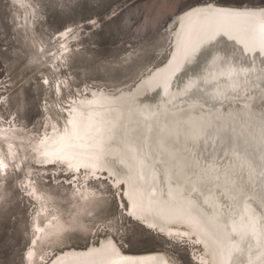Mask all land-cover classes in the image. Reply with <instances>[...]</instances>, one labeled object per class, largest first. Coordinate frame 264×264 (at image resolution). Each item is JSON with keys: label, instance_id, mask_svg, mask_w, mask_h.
I'll list each match as a JSON object with an SVG mask.
<instances>
[{"label": "bare ground", "instance_id": "obj_1", "mask_svg": "<svg viewBox=\"0 0 264 264\" xmlns=\"http://www.w3.org/2000/svg\"><path fill=\"white\" fill-rule=\"evenodd\" d=\"M172 25L164 65L129 91L79 98L62 132L32 144L36 161L81 166L95 177L106 170L113 186H124L127 214L202 245V264H264V6L197 4L173 15L166 30ZM216 56L228 63H213ZM240 69L247 75H229ZM47 226L34 229L42 236ZM91 242L50 253V264H171L162 251Z\"/></svg>", "mask_w": 264, "mask_h": 264}, {"label": "rangeland", "instance_id": "obj_2", "mask_svg": "<svg viewBox=\"0 0 264 264\" xmlns=\"http://www.w3.org/2000/svg\"><path fill=\"white\" fill-rule=\"evenodd\" d=\"M208 2L264 6V0H0V130L6 132L0 151L8 166L0 172V264H45L41 258L50 253L102 238L126 253L162 251L171 264H200L202 248L194 241L166 237L127 214L123 184L113 186L106 173L69 172L64 162H38L31 146L62 132L79 98L97 89L129 91L161 67L176 29L166 30L170 18ZM37 223L48 232L38 235Z\"/></svg>", "mask_w": 264, "mask_h": 264}, {"label": "snow or ice", "instance_id": "obj_3", "mask_svg": "<svg viewBox=\"0 0 264 264\" xmlns=\"http://www.w3.org/2000/svg\"><path fill=\"white\" fill-rule=\"evenodd\" d=\"M69 31H71V29H69ZM261 31H262V33H264V27H262ZM259 47H260V55L264 56V36H262V39L260 41ZM243 51L244 52L255 51V47L248 48L246 46ZM209 55H211V53H209ZM217 61H219L222 64L228 63V60H227L226 57H220V56L213 57V63H216ZM241 73H243L245 76L247 75V71L244 70V69H240L239 71L232 70V71H230L229 75L232 78H239L241 76ZM45 83H48V81H45ZM69 123L71 124V123H74V122L72 120H69ZM7 167L8 166L6 164H4L2 160H0V169H7ZM80 167L81 166H77L76 167V171H79ZM83 167L87 169V168L90 167V165L85 164V165H83ZM92 167H94V166H92ZM92 175L94 176L95 173H92ZM129 215H132V214L129 213ZM152 227H155V225H152Z\"/></svg>", "mask_w": 264, "mask_h": 264}, {"label": "water", "instance_id": "obj_4", "mask_svg": "<svg viewBox=\"0 0 264 264\" xmlns=\"http://www.w3.org/2000/svg\"><path fill=\"white\" fill-rule=\"evenodd\" d=\"M171 23H174L173 21L171 22ZM168 25H169V22L166 24V27H168ZM172 27H173V25H172ZM169 43V42H168ZM169 49H170V44H169ZM170 52V51H169ZM169 52H168V54H169ZM164 146V145H163ZM164 148H165V146H164ZM59 164H62V165H64V168H65V170H67V166L65 165V164H63V163H59ZM81 169H82V167H81ZM67 171H69V172H71L70 170H67ZM105 172H106V176L105 177H103V179H109V175H111V174H108V172L106 171V170H104ZM72 172H74V171H72ZM93 177V176H92ZM99 178H102L101 177V175H99L98 176ZM121 184V183H120ZM127 201V200H126ZM121 207V206H120ZM160 234H162V233H160ZM162 235H165L166 237H169L170 238V236H168V235H166V234H162ZM187 240H189V239H187ZM195 243V242H194ZM197 244V243H196ZM198 245V244H197ZM201 248L203 247L202 245L200 246ZM54 253V252H53ZM52 255L53 254H49V255H46V256H44V258H41V261L43 262V263H48V264H50V262L51 261H49V259L52 257ZM200 264H202L201 262H199Z\"/></svg>", "mask_w": 264, "mask_h": 264}, {"label": "flooded vegetation", "instance_id": "obj_5", "mask_svg": "<svg viewBox=\"0 0 264 264\" xmlns=\"http://www.w3.org/2000/svg\"><path fill=\"white\" fill-rule=\"evenodd\" d=\"M197 5V4H196ZM181 13V12H180Z\"/></svg>", "mask_w": 264, "mask_h": 264}]
</instances>
